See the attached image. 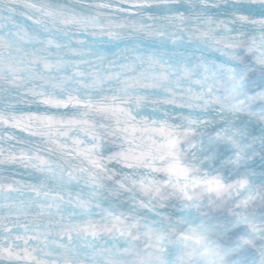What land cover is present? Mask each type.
<instances>
[{"label":"snow or ice","instance_id":"6c2138e0","mask_svg":"<svg viewBox=\"0 0 264 264\" xmlns=\"http://www.w3.org/2000/svg\"><path fill=\"white\" fill-rule=\"evenodd\" d=\"M0 264H264V0H0Z\"/></svg>","mask_w":264,"mask_h":264}]
</instances>
